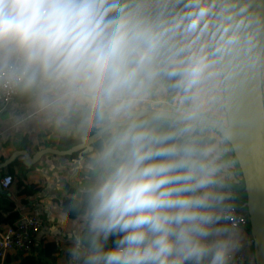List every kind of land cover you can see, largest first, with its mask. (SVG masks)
I'll use <instances>...</instances> for the list:
<instances>
[{
    "label": "clouds",
    "instance_id": "clouds-1",
    "mask_svg": "<svg viewBox=\"0 0 264 264\" xmlns=\"http://www.w3.org/2000/svg\"><path fill=\"white\" fill-rule=\"evenodd\" d=\"M257 77L253 0H0V94L88 153L71 264H229L224 156Z\"/></svg>",
    "mask_w": 264,
    "mask_h": 264
},
{
    "label": "crops",
    "instance_id": "crops-1",
    "mask_svg": "<svg viewBox=\"0 0 264 264\" xmlns=\"http://www.w3.org/2000/svg\"><path fill=\"white\" fill-rule=\"evenodd\" d=\"M53 139L54 127L45 123L26 100L15 97L8 104L0 102V163L14 150L24 149L32 154L46 146L68 148L75 141L73 140L68 147H65L66 145L57 147L56 143L52 142ZM231 154L233 156L230 146H227L224 156L227 162V186L223 191L228 194V201H235L238 200L237 193L234 195V188L230 184L238 185L241 177L235 172L237 165L231 160ZM67 156L46 153L37 162L27 166L23 163L24 157L19 155L0 168V179L6 174L12 177L8 188H2L0 185V215L4 217L8 212L17 211L22 216L36 211L42 219V231L36 236L35 244L41 241L43 235L55 239L59 247V264H71L69 249L72 242L69 234L79 226L78 215L69 216L62 209V197L67 194L70 187L76 189L78 196L79 190L90 178L85 174L84 165L87 160L84 159V155L81 161L78 157L70 159ZM17 159L19 162H14ZM23 184L32 187L23 189ZM9 200L13 201L12 209H9ZM5 225L7 224L0 220V228ZM232 233L237 248L248 238L243 235L246 234L244 230H232ZM11 264H15V261Z\"/></svg>",
    "mask_w": 264,
    "mask_h": 264
},
{
    "label": "water",
    "instance_id": "water-1",
    "mask_svg": "<svg viewBox=\"0 0 264 264\" xmlns=\"http://www.w3.org/2000/svg\"><path fill=\"white\" fill-rule=\"evenodd\" d=\"M253 6L264 8V0H253ZM234 138L230 143L235 164L243 183L246 199L244 207L249 218V232L252 240L254 264H264V100L262 77H257L239 95L232 112ZM69 155L77 153L83 159L85 146L77 138L68 148L46 146L30 154L26 150H14L0 163V168L12 162L17 156L24 157L27 166L37 162L42 155ZM232 177H234L232 175ZM238 181V180H235ZM1 190V187H0Z\"/></svg>",
    "mask_w": 264,
    "mask_h": 264
},
{
    "label": "built area",
    "instance_id": "built-area-1",
    "mask_svg": "<svg viewBox=\"0 0 264 264\" xmlns=\"http://www.w3.org/2000/svg\"><path fill=\"white\" fill-rule=\"evenodd\" d=\"M15 96L0 94V102L8 104ZM12 177L9 174L0 179L2 188H8ZM227 214L230 219L227 226L233 230L249 231V218L246 209L239 200L227 201ZM42 231V219L36 211L22 215L13 224L0 228V264H4L7 254L29 253L36 236ZM252 240L249 236L246 242L237 248L231 255L229 264H254L252 259Z\"/></svg>",
    "mask_w": 264,
    "mask_h": 264
},
{
    "label": "trees",
    "instance_id": "trees-1",
    "mask_svg": "<svg viewBox=\"0 0 264 264\" xmlns=\"http://www.w3.org/2000/svg\"><path fill=\"white\" fill-rule=\"evenodd\" d=\"M262 90H263V98H264V77H262ZM54 137H55V139H53L52 142L53 143L55 142L57 147H62L64 145H66L65 147H68L70 145V143L73 140H75V138H76L73 134L67 133V132H62L56 128H54ZM67 157H69L70 159H77V153H72V154L68 155ZM84 159L85 160L88 159V153L87 152L84 154ZM14 162L18 163L19 160L17 159ZM18 184H19V186H22L21 183H18ZM242 185H243V183H242ZM31 187H32V185L23 184V189H27V188H31ZM68 190L69 191L67 192V194L62 197V209L69 216H76V215H78V211L76 208H74L72 206L76 202L77 191L75 188H72V187H70ZM242 191H243V189H242ZM8 206H9V209H12V207H13V201L12 200L8 201ZM242 206L244 207V205H242ZM20 217L21 216H20L19 212L11 211V212H8L6 214V216H4V217H2L0 215V220H2V222L6 223L8 225V224H13ZM245 233L246 234H243L244 236H247V237L250 236L249 231H247ZM58 252H59V247H58V243L55 241V239L50 238V236L43 235L41 237V241L38 244H35V240L33 241L32 246H31V250L29 253L23 254V253L17 252L14 254H7V256L5 257V260H4V264H7V262L9 264H11L13 261H15V264H59ZM252 259H253V255H252Z\"/></svg>",
    "mask_w": 264,
    "mask_h": 264
},
{
    "label": "rangeland",
    "instance_id": "rangeland-1",
    "mask_svg": "<svg viewBox=\"0 0 264 264\" xmlns=\"http://www.w3.org/2000/svg\"><path fill=\"white\" fill-rule=\"evenodd\" d=\"M263 100H264V98H263ZM226 160H227V157H226ZM231 160L234 162V165H235V161H234L232 154H231ZM235 172L238 176L241 177L240 171H239L237 166H235ZM230 186H232L234 188V191H235L234 195L237 193L236 199H238L241 202V204H244L246 196H245V193L242 191V189H243L242 183L239 181L238 185L230 184Z\"/></svg>",
    "mask_w": 264,
    "mask_h": 264
},
{
    "label": "bare ground",
    "instance_id": "bare-ground-1",
    "mask_svg": "<svg viewBox=\"0 0 264 264\" xmlns=\"http://www.w3.org/2000/svg\"><path fill=\"white\" fill-rule=\"evenodd\" d=\"M28 256V255H27ZM24 258V257H23Z\"/></svg>",
    "mask_w": 264,
    "mask_h": 264
}]
</instances>
